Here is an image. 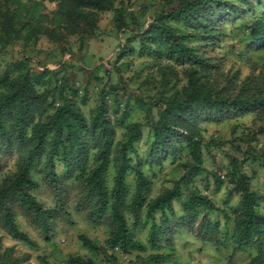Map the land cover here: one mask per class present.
<instances>
[{"label": "rangeland", "instance_id": "obj_1", "mask_svg": "<svg viewBox=\"0 0 264 264\" xmlns=\"http://www.w3.org/2000/svg\"><path fill=\"white\" fill-rule=\"evenodd\" d=\"M225 1L231 3L229 13L224 14L227 20L215 23L216 28L206 36L198 35L202 28L195 30L179 21L169 22L177 26L178 31L187 33L184 38L189 44L206 48L210 74L219 84L231 77L238 88L248 75H256L264 87V39L258 41L251 37L247 26L264 14V0ZM160 3L161 0H121L129 27L118 29L114 25L113 11L108 8L97 11L93 28L88 22L80 28L61 17L59 0H0V8H15L20 18L9 33L0 27V71L18 69L15 61L27 59L26 67L43 75L40 86L48 87L56 101L60 100L56 90L58 80L65 76L69 84L77 88L76 104L88 121L99 103L104 104L112 126L113 146L100 179L108 191L114 186L119 149L131 132L129 124L138 122L141 135L126 153L133 161L140 160V167L148 176V199L172 187L183 173L182 163L188 160L184 143L179 142L175 143L171 154L159 160L153 156L147 163L151 156L152 125L157 120L156 102L179 93L187 83L190 68L189 64H176L163 54L153 57L140 51L142 44L137 32H143L152 23ZM28 17V22L23 24L21 18ZM31 19L51 27L58 33L57 38L39 31L36 26L34 29ZM197 125L204 143L202 169L190 181L217 209L203 206L199 214L188 216L182 210L187 189H182L181 195L172 201L171 209L157 211L150 218L144 216V208L136 219L129 208L123 209L132 236L140 240L145 249L121 252L118 246L109 243L114 228L110 207L106 206L97 215L96 190L86 181L97 162L96 148L85 158L82 176L76 175L75 167L70 169L61 160H55L57 178L52 183L46 179L42 156L29 174L35 182L30 192L44 212L36 214L19 196H11L13 221L29 241L13 237L0 216V264H71L67 258L77 254L92 258L95 264H107L104 254L83 245L78 234L104 246L113 253L117 264H139L137 256L151 252L168 254L163 261L152 264H226L235 243L229 233H223L230 232L239 203V194L231 190L232 183L225 175L230 155L237 156L242 171L251 176V187L262 196L256 210L264 212V133L258 132L254 139L250 138L253 128L264 127V112L251 111L224 119L202 116ZM247 144L254 147L255 157L242 154ZM18 157L17 147L0 146V183L15 170ZM217 175L223 181L220 188L214 187L213 179ZM124 182L129 198L135 188L132 175L128 174ZM152 224L155 231L150 235ZM154 241L159 247L152 248ZM249 258L250 251L238 248L233 252L232 262L244 264Z\"/></svg>", "mask_w": 264, "mask_h": 264}, {"label": "trees", "instance_id": "obj_2", "mask_svg": "<svg viewBox=\"0 0 264 264\" xmlns=\"http://www.w3.org/2000/svg\"><path fill=\"white\" fill-rule=\"evenodd\" d=\"M115 1L59 0V8L63 14L61 17L74 27L81 28L88 22L93 28L98 17L97 11L108 8L113 11L115 27L128 28L129 22L124 16L121 0L114 4ZM230 5L225 0H161L160 7L153 14L152 23L143 32H137L142 44L140 51L153 57L163 54L176 64L190 65L187 83L182 90L156 102L157 120L152 125L151 156L147 163L151 162L153 156L159 160L171 154L175 143L179 142L184 143L188 160L182 163L183 173L175 184L151 199L147 197L150 182L140 167V160L133 161L132 156L126 153V149L141 135L138 122L129 124L131 132L119 149L114 186L108 191L100 179L113 146L112 126L104 104L99 103L96 113L88 121L76 104L77 88L70 85L65 76L58 80L56 90L60 100L56 101L54 93L48 87L41 88L43 75L31 72L26 67L27 59L15 61L18 69L0 71V146H15L19 149L15 170L4 176L0 183V216L3 225L13 237L29 241L27 235L13 221L10 204L12 195L19 196L26 207L36 214L44 212L30 192L35 182L30 177L29 170L35 161L44 156L46 179L52 183L57 178L55 160H61L70 169L75 167L76 175L82 176L85 171V158L92 148H96L97 162L86 181L96 190L97 215L106 206L110 207L114 228L109 243L111 246H118L121 252L145 249V245L132 236L122 214L123 209L129 208L133 219H136L144 208V216L150 218L157 211L171 209L172 201L181 195L182 189L188 191L187 197L182 201V210L188 216H196L199 208L203 206L210 210L218 208L207 195L195 189L190 181L202 169L204 143L197 123L202 116L207 119H224L251 111L264 112V87L256 75H248L238 88L231 77L224 84H219L210 74L211 64L207 60L206 48H199V44H189L184 38L187 33L178 31V27L169 21L185 23L195 30L202 28V32L198 30V35L206 36L216 28L215 23L227 20L224 14L229 13L227 10ZM19 19L15 8H0V27L4 31L9 33ZM21 19L25 24L29 17ZM30 25L57 38L58 33L51 27L40 24L38 19H31ZM247 26L251 37L263 41L264 14L257 16ZM258 132L264 133V127L253 128L250 138L254 139ZM238 149L241 150L240 147ZM253 150L254 147L247 144L242 149V154L248 153L246 157H255L257 153ZM239 164L237 156L230 155L228 170L225 172L232 183L231 190L239 194L230 232L225 230L223 233H229L235 243L226 264H233V252L238 248L250 251V258L244 264H264V212L256 210L262 196L251 187V176L242 171ZM128 174L132 175L135 183L129 198L128 186L124 182ZM213 181L215 188H220L223 183L218 175ZM154 231L155 226L152 224L150 235ZM78 238L83 245L101 251L107 264H117L113 253L108 252L104 246L94 243L83 234H78ZM157 247V243L152 242V248ZM167 255L151 252L145 256H137L136 263H158ZM67 261L71 264H95L92 258L79 254L69 256Z\"/></svg>", "mask_w": 264, "mask_h": 264}]
</instances>
